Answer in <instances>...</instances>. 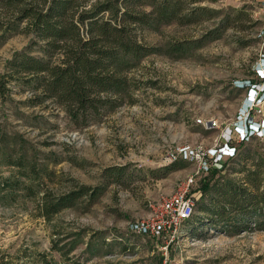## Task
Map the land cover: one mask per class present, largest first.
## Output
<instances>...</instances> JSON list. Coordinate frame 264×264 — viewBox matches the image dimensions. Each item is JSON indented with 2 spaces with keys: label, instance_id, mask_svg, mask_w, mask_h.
<instances>
[{
  "label": "rangeland",
  "instance_id": "obj_1",
  "mask_svg": "<svg viewBox=\"0 0 264 264\" xmlns=\"http://www.w3.org/2000/svg\"><path fill=\"white\" fill-rule=\"evenodd\" d=\"M44 2L0 0L1 74L16 52L36 40L23 31L27 20L22 18L24 9ZM194 5L224 10L220 15H230V27L221 38L195 49L192 56L146 57L132 73L140 87L136 102L87 127H77L55 100L39 102L34 99L38 91L9 76L0 80V158L10 153L14 159L21 156L37 171L45 164L54 171L50 178H34L31 172L22 175L17 165L0 162V184L2 177L10 176L20 186L30 185L37 191L33 196L26 188L5 192L0 185V264H34L40 253L62 262L60 253L52 250L53 242L62 239L61 244L68 243L76 233L81 234L83 243L70 257L85 264L164 263L161 242L133 233L130 223L146 215L152 201L171 193L180 180L194 174L198 164L189 161L186 168L161 179L150 169L167 165L168 155L178 145L218 148L228 127L242 130L245 122L264 127V0H201L190 4ZM235 9H243L240 19ZM218 19L174 22L159 30L139 29L138 38L150 46L168 47L201 37ZM31 51L37 57L43 55L37 45ZM199 118H216L220 128L207 129ZM234 135L236 152L248 148L252 161L264 163V136L240 140ZM235 161L227 164L224 173L241 178L243 173L233 171L242 163ZM121 165L127 167L124 182L111 184L89 209L81 200L76 208L62 211L50 221L39 216L38 205L47 191L58 194L73 185L100 184L105 168ZM202 174H196L193 189L199 187ZM199 201L193 215L205 220L207 215L198 210ZM195 225L197 234L190 221L182 225L178 240L169 246V264H264V230L231 235ZM94 231H104L102 238L96 234L98 243H114V247L110 254L86 261V243Z\"/></svg>",
  "mask_w": 264,
  "mask_h": 264
},
{
  "label": "trees",
  "instance_id": "obj_2",
  "mask_svg": "<svg viewBox=\"0 0 264 264\" xmlns=\"http://www.w3.org/2000/svg\"><path fill=\"white\" fill-rule=\"evenodd\" d=\"M199 1L188 0V7H185L187 0H45L43 6L31 4L23 11L22 18L27 19L23 31L33 34L36 40L7 61V71L0 73V80L9 76L38 91L34 99L39 102L55 100L77 127H87L119 107L136 102L140 87L132 73L146 57L166 54L176 59L186 58L195 49L222 37L231 25L230 15H220L224 10L208 6H190ZM234 11L239 19L244 12ZM214 18L219 19L201 37L174 42L168 47L150 46L138 38L139 29L159 30L162 25L174 22L191 24ZM34 45L43 54L41 57L32 55ZM247 150L236 152L234 157L221 162V167H211L202 174L199 187L192 189L195 206L200 200L198 210L207 215L205 220L197 215L187 220L192 223L194 234L198 229L195 224L231 235L264 230V163L252 161V152ZM231 161L242 163L233 172L243 173V177L224 173ZM0 162L17 165L24 176H30L31 172L34 178H50L54 174L47 164L37 171L21 156L14 159L10 153L3 154ZM188 164L189 161L179 159L150 171L161 179ZM126 168V165L105 168L104 181L97 185H73L58 194L47 191L38 205L39 216L50 221L58 213L76 208L81 200L87 202L89 209L111 184L124 182ZM2 178L1 190L5 192L26 188L31 196L37 193L30 185L20 186L17 179ZM103 233H92L86 243L85 252L89 254L86 261L112 252L114 243H98L96 234L102 238ZM76 234L68 243L54 240L52 250L60 253L62 262L40 253L34 264H85L70 257L83 243L81 234Z\"/></svg>",
  "mask_w": 264,
  "mask_h": 264
},
{
  "label": "built area",
  "instance_id": "obj_3",
  "mask_svg": "<svg viewBox=\"0 0 264 264\" xmlns=\"http://www.w3.org/2000/svg\"><path fill=\"white\" fill-rule=\"evenodd\" d=\"M247 110L245 117L248 120L250 112ZM207 129L220 128L218 119L197 120ZM246 123V127L242 130L227 128L222 132L221 139L223 144L216 148L210 147L203 149L189 143L176 146L167 157V162L171 163L179 159L192 161L198 164V169L194 174L187 175L180 180L175 189L168 194L161 195L159 199H155L150 203V211L143 217L130 223V230L133 233L149 236L157 240V244L161 242V249L164 250V263L169 264L168 258L169 246L175 243L179 236L182 225L190 219L195 212V198L192 194L193 185L196 181V174L200 172H208L214 166L221 167V162L225 157H234L236 155V147L233 145L235 135L240 140L246 137L257 135L264 136V127L260 123ZM213 159V161H212Z\"/></svg>",
  "mask_w": 264,
  "mask_h": 264
},
{
  "label": "bare ground",
  "instance_id": "obj_4",
  "mask_svg": "<svg viewBox=\"0 0 264 264\" xmlns=\"http://www.w3.org/2000/svg\"><path fill=\"white\" fill-rule=\"evenodd\" d=\"M226 134L228 133V130H225Z\"/></svg>",
  "mask_w": 264,
  "mask_h": 264
}]
</instances>
